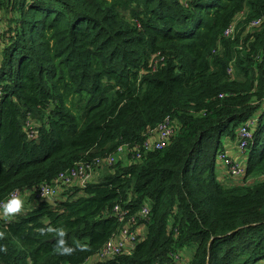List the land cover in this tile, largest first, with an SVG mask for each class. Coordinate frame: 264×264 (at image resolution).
<instances>
[{"label":"trees","instance_id":"16d2710c","mask_svg":"<svg viewBox=\"0 0 264 264\" xmlns=\"http://www.w3.org/2000/svg\"><path fill=\"white\" fill-rule=\"evenodd\" d=\"M0 9V200L14 190L25 199L20 214L0 217V264L264 262V0ZM165 119L175 129L167 144L133 157ZM251 120L245 173L228 182L217 153ZM81 161L92 179L61 184L55 205L41 201L40 185ZM102 166L113 169L93 179ZM127 222L144 226L134 250L91 262ZM50 228L65 230L71 255L56 253Z\"/></svg>","mask_w":264,"mask_h":264},{"label":"built area","instance_id":"2783aa9c","mask_svg":"<svg viewBox=\"0 0 264 264\" xmlns=\"http://www.w3.org/2000/svg\"><path fill=\"white\" fill-rule=\"evenodd\" d=\"M227 33H229V31ZM250 126L251 125L249 121L245 125H242L238 132V138L235 141L236 143L234 147L242 153H244L246 150L248 140L251 138V132L249 130ZM174 130L173 122L170 119H165L164 122L160 123L157 128L150 132L149 136L140 145H137L131 149L132 156L138 159L141 157L142 151L145 153L147 151L164 147L169 141L170 137L174 134ZM26 133L30 138L35 136L36 129L33 122L28 121L26 123ZM123 151L125 152L124 147L118 148L119 155H121ZM226 155L225 153L222 154L221 150H219L216 158L226 167L229 176L236 178L242 177L245 173V167L233 161L229 156L227 157ZM113 160L114 158L109 156L106 158L104 163H112ZM97 161H99V159H97ZM92 177L93 169L91 165L82 161L78 162L73 168L60 173L53 184L42 183L38 189L37 196L41 198H50L55 201L61 184L65 186L77 184L81 187H84L92 179ZM260 178L264 179V175H261ZM12 193L19 194L20 191L17 192V190H14L10 194ZM113 211L119 220H122L126 213V211H123V208L120 206H115ZM148 212V208L143 206L140 209L138 215L140 218H146ZM142 229H144V226L142 225H139L136 229H132L127 222L118 233L113 234L106 241V243L101 247L97 256L91 262L97 260H109L123 253H131L138 242V231ZM175 258H177V256H175Z\"/></svg>","mask_w":264,"mask_h":264},{"label":"clouds","instance_id":"9594fccd","mask_svg":"<svg viewBox=\"0 0 264 264\" xmlns=\"http://www.w3.org/2000/svg\"><path fill=\"white\" fill-rule=\"evenodd\" d=\"M19 190H17L18 192ZM25 208V199L17 193L10 194L7 198L0 200V217L13 218L20 214ZM49 231L55 234V251L60 256H69L73 253L74 248L67 245L63 228H50ZM44 234V230H41Z\"/></svg>","mask_w":264,"mask_h":264},{"label":"rangeland","instance_id":"374dc122","mask_svg":"<svg viewBox=\"0 0 264 264\" xmlns=\"http://www.w3.org/2000/svg\"><path fill=\"white\" fill-rule=\"evenodd\" d=\"M3 15L4 14H3L2 10L0 9V29H1V33H2V25H3V20H4V16ZM249 123H250V125H253V120L249 121ZM236 139L237 138H235L234 140H229V139L225 140L224 139L225 140V141H223V144H224L223 147L224 148H222L220 150H221L222 154H224V153H225V155L227 154L226 155L227 157L229 156L233 161H235V162L241 164L242 166H244V163H243L244 159H243L242 155L245 153V151H244V153H242V152H240L239 150H237L234 147L235 143H236L235 142ZM232 149H234V150L232 151ZM111 166H106V167L102 166V168H100L98 170V174L96 176H94L93 179H97L98 175L100 174L99 172H101L102 169H103L102 171H104V170L108 171L109 169L112 170L113 167H111ZM217 173H218L219 177H223L228 182H233V181L237 182V181H241V179H242L241 177L240 178H236V177L229 176L228 173H227L226 167L222 163H221L220 167L217 166ZM247 181H249V179ZM140 233H143V230L140 231ZM189 254H190V252H189ZM257 264H264V262L261 261V262H259Z\"/></svg>","mask_w":264,"mask_h":264},{"label":"water","instance_id":"95a60500","mask_svg":"<svg viewBox=\"0 0 264 264\" xmlns=\"http://www.w3.org/2000/svg\"><path fill=\"white\" fill-rule=\"evenodd\" d=\"M41 201L47 202L50 205H55V201L50 198H43Z\"/></svg>","mask_w":264,"mask_h":264},{"label":"crops","instance_id":"0c3cea01","mask_svg":"<svg viewBox=\"0 0 264 264\" xmlns=\"http://www.w3.org/2000/svg\"><path fill=\"white\" fill-rule=\"evenodd\" d=\"M233 150H234V149H232V151H233ZM236 152H237V151H236ZM218 162H219V161H218ZM219 163H220V164H219ZM219 163H218V167H220V166H221V162H219Z\"/></svg>","mask_w":264,"mask_h":264}]
</instances>
